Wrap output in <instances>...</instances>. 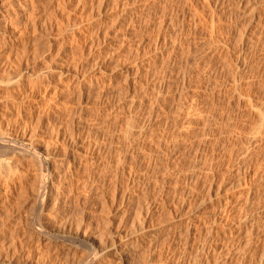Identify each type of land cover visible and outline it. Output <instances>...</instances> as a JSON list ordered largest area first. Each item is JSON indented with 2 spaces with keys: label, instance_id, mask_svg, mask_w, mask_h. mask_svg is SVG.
<instances>
[{
  "label": "rangeland",
  "instance_id": "374dc122",
  "mask_svg": "<svg viewBox=\"0 0 264 264\" xmlns=\"http://www.w3.org/2000/svg\"><path fill=\"white\" fill-rule=\"evenodd\" d=\"M89 1H91L93 3L94 0H85V1L80 0V3H79V0H72V1L67 0L65 3L58 6V0H50L49 4L47 5V7H48L47 10H48V16L50 18V22H51V19L53 18L52 19V23H53L52 26L53 27L51 26V28H50V31H52V33L49 32L52 35H50L48 32H45L44 29L39 27L40 29L38 28V32L37 31L34 32L33 35L31 32L30 40H29V44H28V45H30V49H32V47H33V49H35V52L33 51V49L31 51L29 49V47H27L26 51L27 52L29 50L31 51L30 54H29L30 51L27 53V54H29L28 56L25 53L26 51L23 53V54H25L26 57L21 56L22 53H20V55L18 54L19 57H17L18 56L17 54H16L17 56H15V55L13 56L16 59V61H18V62L20 61L19 60V58H20L22 61L21 62L22 65L24 63L26 64V65L25 64L23 65L24 66L23 69L27 68L29 71H31L30 72L31 74L27 75L28 78L30 76H31V78H29V79L27 78L28 80L27 79L25 80L26 84H24V85H26V87L23 86L21 89L16 90V92L13 91V89H11V90L10 89H0V92H1L0 97L1 98L5 97L6 100L9 99L8 102H11V99H13V101H16V99H15V98H17L16 96H18L19 94L21 95L25 92L27 94L28 91L31 90L30 88H32V90H34L36 94L40 95V97L36 100V102L44 104V103H46L45 100H48L49 98H51V94H53V92H55L57 89V91H60L61 95L53 97L49 101L48 106H47L48 109L46 108L47 110L45 108H40V109L33 108L31 110L33 113H35L34 115H36L35 116L36 119L34 121V127L37 126L36 120H37L38 114L43 115V114H45L44 112L47 111V112H49L48 115L51 116V118H50L51 120L49 119L50 121L48 120L47 123H44V124H47L48 127H46L47 126L46 125L45 128L43 126L39 129H37V132L39 134H36L34 136V138L32 139V141L35 142L34 144H36V145L38 144V147L41 149L43 148L42 150L46 151L47 148L51 149V150L49 149V152L50 151L51 152L50 153L48 152L49 156L45 157L47 159L46 165L50 166L51 168H53V165H57V166H55V168H53L54 171L55 172H62V170H60V168L58 169V167H59L58 164L61 163V161L63 163H65V161H66V157H64V156H66V154L65 155L63 154V152L61 150V148H62L61 144H59V143L56 144V143H54L55 141L53 142V140L52 141L50 140L51 139L50 130L52 129L51 126L53 125L54 129H62V131L65 130V134L69 135L70 131L72 129V126L70 125L72 123H70V122H73V120H78V119L81 120L82 119V121H83L82 124H83V126H84V124H86L85 125L86 129H85V127H82V128H84L83 131L85 133L83 132L84 135L82 134V136H81L82 139H81L80 144L78 146V147H80V150H79L80 152L77 151L78 152V153H76L77 156L80 157L81 154H84L83 151H85V150L87 151V146L90 144L89 141L94 142L95 140H97L96 138L99 135L100 136L98 137V140L101 138L100 140L103 141V139H104L103 144L105 146V149L107 148L106 151L104 150L101 155L100 154L98 155V158L100 160L103 159V161H105V156H106V160H107L112 155L113 156L111 158H115L117 153L123 152L122 154H127L128 153L127 151H129V149L131 150L130 147L132 145L133 151L132 150L129 151L130 154L128 153V155H127L128 157H126L127 158L126 166H127V168L130 166L131 167L133 166L132 173L130 175V181L131 182L133 181L135 186L133 188L132 187L127 188L126 182L124 183V181H125V178H124L123 179L124 181L121 180L122 183L120 182V188H119V190H116V193H115L116 198H114L113 197V195H114L113 190L114 189H112V186H111L112 184L110 181L103 179L104 177L102 174H104V173L102 170L100 172V169L96 168V167L95 168L92 167L93 168L92 170L89 169V166H86L88 169H86V168L82 169V167H81L80 168L81 170L79 169L80 173L78 174L77 177H74V176H70L71 178L69 177L70 181L73 179L72 183H74L73 185L75 186L73 189V192H67L68 191V189H67V190H65L66 191L64 193L65 195L62 192L60 193V196H62V197H61V202L58 205V208H57V205H56V207L53 208V206L56 202L55 200H54L55 202L52 201L53 203L50 201V203L48 204L49 208L47 206V211H45L44 213H42V215L39 216V211H37V207H32V206L30 207V204L32 205L33 203L22 205L23 207L20 209V211L18 210L19 212H17L15 214V222H16V220L19 222H16V223L14 222L13 224H15V226H11V224H10V226H7L9 228L12 227L11 228L12 230L8 228L10 230V232H9V230L6 229L7 230L6 231L7 237L0 239V247H1L0 249H2V250H0V255L2 256V257H0V264H26V263L27 264H31V263L32 264H39L38 263V260L40 258L39 255L42 256L43 254H47V253L49 254L48 257H50L49 260H51V262L54 259L52 262L53 264H61V263H63V264L74 263L75 264L77 262V260L79 259V256L84 252V250L82 249L83 246H81V244L79 243L80 242L79 240L86 241V239H87L86 242L88 244H91V242H92L95 245L96 244L98 245L101 241L109 239V242L107 240L109 245L105 244L106 246L108 245L109 247L108 246L106 247L104 245V246L100 247V249L98 250V252H99L100 250L103 249V252L101 251V253L98 255H102V254L104 255L105 254L104 256H106L103 258L102 264H107V263L113 264L110 261L111 260L110 254L113 255L115 253L113 250H116L117 248H120V247L123 248L124 253H129L126 256V258L129 255H131L132 252H135L134 250H137L135 252L137 262L139 261L137 259H140L141 254H142L141 256H145L148 253L150 255V258L152 259V261H153V259L155 262L157 261L156 264L159 263V261H162V262H160V264L161 263L171 264L172 263L171 260H174V259L176 260V258H169V256L172 255V252L175 251V253L178 252L177 257H178V255H184V254L187 255L185 257H181V262L185 263V259L188 258V255L191 254L190 249H188L187 245L183 241L179 242L181 238H179L176 235L175 236L170 235L171 237L169 236V239H167V236L169 235L168 233L171 232L170 234H172V233L174 234V231H176L177 226H179L180 223L185 222L186 220L188 221V219L194 218L196 220H198V219L201 220V219H212L215 217L218 218V217L223 216V213L219 210V207H222L223 204L225 205V203H227V202L231 205L235 204V203L242 202L244 195H245V192L249 188L248 185H246L245 183H244L245 186L242 185L243 180H241V182H242L241 186L236 185L235 187H231L230 185H227L226 183L228 181L236 180V169L238 167L237 163L240 161V158H241L240 154L242 151H244L248 147V145H246L247 144L246 142H248L247 139L252 137L255 134L253 132L256 130V127L261 124L260 122H258L260 124H257V120L259 121L261 119L259 113L264 109V24H262V23H264V19H262V18H264V13H263V11H264V0H262L263 3L261 2L262 3L261 5L259 3L260 0H258V1L257 0H205V1L204 0H200V1L199 0H181V3H180V0H156V1L155 0H149V1L148 0H140V2H138V1L135 2V0L134 1H132V0H129V1L128 0H117L116 1L115 0L116 3L114 2V4L110 3V2H113L114 0H110V2H108L109 4L107 3V5H109V6L106 5L107 7L106 6H105V8L103 7L104 10L102 8L101 12L102 11L103 12L101 13V15H99V16L97 15L96 17H94V15L92 13V9L95 5V2H97V0H95L93 4L90 3ZM118 1H120V2H118ZM141 1H143V2H141ZM196 1L199 2L200 4L197 3ZM132 2H134V3H132ZM191 2H192V4H191ZM201 2H202V4H201ZM130 3H131V5H130ZM193 3L195 6H193ZM248 3H250V4H248ZM1 4H0V6H1ZM91 4H92V6H91ZM127 4H129V5H127ZM198 4L200 7L198 6ZM116 5L119 7H117ZM124 5H126L128 7H126ZM196 6H198L200 9L202 7L204 8V9L203 8L201 9L202 13L200 12L201 14H203V12H204V15H200V13L198 14V12L196 10L198 9V11H200V9L199 8L195 9ZM41 7H42L41 10H42L43 9L42 4H41ZM124 10H126V11H124ZM137 10H139V11H137ZM42 11H41V13H44V10H42ZM145 11L147 12V15H146ZM157 11H158V13H157ZM196 12L199 15V19L197 18L198 16H197ZM148 14H149V16H148ZM162 14L167 19H172V17H173V18H175V22L177 21L175 23V30L173 33H170L169 31L167 32L164 29H162V30L159 29L158 23H159V20L161 19L160 17L163 16ZM195 14H196V16H194ZM261 15H262V17H261ZM40 16H43V15H40ZM259 16L261 17V19L259 18ZM198 20L203 21V22L198 23L197 22ZM54 21H55V23H57L58 26L61 23L62 31H60L59 28L57 29V27L54 24ZM70 24H72L73 26L72 25L70 26ZM196 24H197V27H195ZM64 25H66V26H64ZM98 25H99V28L97 27ZM65 27H66V29H64ZM217 27L219 30L217 29ZM261 27H262V29H261ZM56 30H59L60 32L56 31ZM95 30L96 31L99 30L100 34L101 33L104 34L107 32L105 35L101 34L102 36H104L105 40L102 39L103 37L100 35V38L103 40V42H105V43H102V40L100 39V43H99L100 46L96 43L99 40H97L95 42L93 41L94 44H93V42L91 44H88L91 42V40L96 39V38H94L95 34H96ZM91 31H92V33H91ZM93 31H94V33H93ZM56 32H57V34H56ZM73 34L75 37H73ZM90 34L94 35V36H91L94 39L90 40ZM136 34H138V35H136ZM47 35L50 36L49 38L52 42L50 45L47 44V40H46ZM130 35H131V37H130ZM158 35L166 36L165 39H167V40H166L165 44L163 43L164 45L162 44V46H161V43L156 42V43L160 44V46L156 45V43H155V41H157L156 39H157ZM33 36H35V37H33ZM143 36H144V39H143ZM72 37H73V39H72ZM84 37L86 40L84 39ZM31 38L32 39L34 38L35 40L38 39V40L34 41V39L32 40ZM68 38H71L73 41H71ZM140 38H141V40L143 39V41H145V42L142 43ZM122 39L124 40V42ZM137 40L138 41L140 40L141 43L138 42ZM122 42H123V44H122ZM137 43H140V44H137ZM87 44L89 46H91L93 44V46L88 47ZM96 44H97L99 49L97 47H94ZM143 44H145V45L143 46ZM137 45H139V46H137ZM154 45H156V46H154ZM208 45L209 46L211 45V47H212L210 50H209V48L207 49ZM82 47L83 48L86 47V48L83 49ZM244 47H245L246 53L248 55V57L246 59V65L247 66L239 69L236 67L237 65L235 63V57H236V55H238V53H237L238 50H240V48H244ZM89 49H91V51ZM161 49H163V50H161ZM110 50H111V52H110ZM113 50L115 51L114 53L112 52ZM135 50H137L136 53H135ZM149 50H151V51H149ZM218 50H220L221 52L218 53ZM172 51H174V52H172ZM132 52H134L136 55H137V53H139V54L137 56H135ZM107 55H108V57H107ZM208 55H210V57ZM28 57L30 59L29 62H28V60H26V59H28ZM98 58L102 59V62L100 63V65H98L99 63L97 62ZM95 60H96V63H98L97 65L95 64ZM206 60H207V63H205ZM76 64H78L77 67H81V65H82L84 67L83 70L84 69L87 70V71L84 70V72H85L84 76H87L86 78H88L86 80H89V78H92L91 86L89 88L86 87L85 88V90L87 89L86 91L83 90V92H82L83 97L81 99L80 98L78 99V97H76L77 95L76 96L73 95V97H72V92H76V93L78 92V89L75 88L76 82H74V80L76 79V76H75L76 75L75 74L76 69H77V67H75ZM94 64H95V66H94ZM140 64H141V66H140ZM150 64H151V67L153 66V69L148 71V73H149L148 74L147 73V66ZM142 65H144V66H142ZM116 67H117V69H116ZM125 67H127V68L131 67L132 70H133V68L134 69L137 67L140 68V72L136 75V77L131 75L130 78L128 79V81L131 80L130 84H132V86L137 87L138 89H140L142 85H145L146 88H149L153 85V83H155L157 81L160 82V85L162 84L160 87V90H161L160 99H161L162 103L160 102V105L163 106V109L164 108L166 109V111L164 110L165 112L163 114H162L163 111L160 112L162 115H160L159 113H158L159 114L158 116H156V114L154 115V118L152 120V124L148 127L149 130L146 129V131L148 133L150 132V134H148L146 132L147 134H146V136H144L145 138L138 137V142L136 140V137L135 138L133 137L134 140H132V141H134L133 142L134 144L131 143L132 142L131 140H130L131 144L128 142L125 143L126 141L121 139V136H122L121 133H123V131H121V133H120V131L118 130L120 126H121L120 129H122V127L124 126L123 124H126V122H127L126 119L128 120L130 118L129 116L133 117V115H131L132 113L129 110V107L127 105L130 103V100H131V99H129V98H131V96L129 95L130 93H128L127 95L124 94L125 96L123 95L122 98L119 99L120 98L119 92H121V90H124L126 88V85L128 84V81H124V79H123V78H126V76H127V72H126L127 68H125ZM143 71L145 72L144 75H143V73H144ZM129 72L131 73V70ZM234 73H236V74H234ZM123 74H125V76ZM137 76L140 77L139 80H137V78H138ZM37 77L41 81L43 79L44 83L42 81L40 83V85H38V84L36 85L37 82L39 83V80H35V79H37ZM147 77H148L149 81H148ZM134 78H136V80ZM144 78H146L148 82L144 81V80H146ZM30 79L32 81L34 80V82L32 83V81ZM27 81L28 82L31 81V82L28 83ZM144 82H145V84H143ZM148 83H150V84H148ZM45 84H46V86H45ZM181 84H182V86H181ZM44 87H46V88L48 87V88L46 89ZM99 89L102 91L101 92L102 94L100 93ZM9 90L13 91V92H9ZM72 90H74V91H72ZM3 92H6V93H3ZM12 93H15V94H12ZM139 93H142V91H139ZM1 94H3L4 96ZM9 94H12V96ZM26 94H23V95H26ZM5 95H9V97L7 98V96H5ZM13 95L15 98H13ZM66 95H68V96L66 97ZM149 95H150V97H147L148 99L152 97L151 93ZM119 100H120V102H119ZM59 104H60V106H59ZM50 105H51V107H50ZM24 106H26L29 109L28 103H26ZM192 106H194V107H192ZM52 108H53V110H52ZM122 108L124 111L121 110V112H122L121 113L119 110ZM49 109H51V110H49ZM56 109H57V111H56ZM116 109L119 112L116 111ZM47 112H46V114H47ZM78 112H80V115H75V113L77 114ZM175 112H176V114H175ZM172 114H175V115H172ZM185 114H186V116H185ZM69 115L70 116L73 115V116L70 117ZM67 117H68V119H67ZM73 117H74V119H73ZM257 117H258V119H257ZM57 118H59V119H57ZM64 118H65V120H64ZM100 118L103 120H101ZM122 118L123 119L125 118V119L123 120ZM104 120L106 121V124H107L106 127L104 126L105 125ZM191 120H192V122H191ZM99 121H100V123H99ZM102 121H103V123H102ZM200 121H202V122H200ZM209 121H211V122H209ZM58 122H59V124H58ZM173 123H175L176 126ZM180 123H182V124H180ZM255 123L257 124L256 127H254ZM109 124H112L114 127L109 125ZM117 124H118V126H117ZM186 124H188V125H186ZM97 125H98V127H97ZM99 125L103 128L99 127ZM109 126H111V127L108 128ZM136 127H135L136 130L133 129L135 132L138 131V129H139L138 126H136ZM68 128L70 129V131ZM87 128L90 130V131L88 130V133H86ZM106 128H108V130ZM102 129H103V131H102ZM104 129H106V130L104 131ZM217 130H219V132H217ZM68 131H69V133H68ZM106 131L108 133H106ZM212 131H213V133H212ZM257 131H258V129L255 132L257 133ZM46 132L47 133L49 132V133L47 134ZM97 132H98V134H97ZM99 132L101 134L106 133L105 134L106 136L103 134L101 136V134H99ZM151 132L152 133L156 132V133L151 134ZM40 133H43V135H40ZM109 133H112V134L109 135ZM250 133L253 135H251ZM107 134L110 136V138H111L110 140H109V136ZM49 135H50V137H49ZM87 135H88V137H86ZM148 135H150L151 137L150 136L147 137ZM104 136L108 139H106ZM166 136H168V137H166ZM48 138H50V139L48 140ZM117 138L119 140H117ZM157 140H160V142ZM213 140H215V141H213ZM217 140H218V142H217ZM50 141L53 144H56V146L51 144ZM142 142H143V145H147V146L151 143L150 147L146 146L147 148L145 147V149L143 150V146L141 145ZM163 142H164V144H163ZM145 143H147V144H145ZM48 144H49V146H47ZM85 144H87V145H85ZM214 144H216L217 146ZM139 145H141L142 147ZM213 145L216 147L215 149H214ZM40 146H42V147H40ZM107 146H109V147H107ZM153 146H155V147H153ZM52 147H54L55 149ZM140 147L142 150L140 149ZM159 147H160V149H159ZM209 147H210V153H211V151H213V153H211V154L214 155V157H216V158H214V157L209 156L212 160L209 157L208 158L205 157V155L206 156L211 155V154H208L209 152L207 151V149H209ZM217 147H219V148L217 149ZM244 147H245V149H244ZM109 149L112 152H115V151L116 152L115 153H112L111 151L109 152ZM125 149H127L126 152H124ZM157 149L159 152L157 151ZM241 149H242V151L240 152ZM74 150H76V149H74ZM138 150H140V151H138ZM204 150H206V151H204ZM231 150H232V152H231ZM136 151H137V153H136ZM131 152H133V154ZM253 152H254V156H257V157H255L256 159L253 157L254 159L252 158L253 160H251V162L254 165L249 162L250 164H252V167L250 165V176L251 177H252L251 174L254 172L256 173L257 171H259V172L264 171V170L263 171L261 170L262 167L260 168V164H261V166L262 165L264 166V147H261V149L259 148ZM48 153H47V155H48ZM109 153L110 154L112 153V154L110 155ZM204 153H206V154L204 156H201ZM62 155H64V156H62ZM129 155H131V156H129ZM133 155H135V156H133ZM87 156H89V155H87ZM91 157L92 158L96 157V155L91 156ZM237 157L238 158L240 157V158L238 159ZM48 158H50V159H48ZM205 159H206V161H205ZM134 160H135V162H134ZM260 161H261V163H260ZM77 162H75V163H77ZM203 162L206 164H204ZM131 163H132V165H131ZM198 163H199V165H198ZM202 164L206 165V167L201 166L203 170L200 167H198ZM226 164H228V167H230V165L232 166V164H233L234 169L236 168L235 170L233 169V175L232 176H229L230 174L228 173V169H230V168L226 167L227 166ZM146 165H147V167H146ZM63 166H64V164H63ZM195 166H196V168H195ZM233 166L231 168H233ZM252 168H253V170H252ZM53 169H51V170L53 171ZM84 169L87 172H84L82 174V171H84ZM56 170H58V171H56ZM181 170H183V171H181ZM224 170H225V172H224ZM226 170H227V173H226ZM90 172H91V174H90ZM98 172H100V173H98ZM212 173H213V175H212ZM223 173H224V175H222ZM87 174H89V175H87ZM219 174H220V176H219ZM214 176H215L214 180H216V182L213 181V183H212V179H210V178L211 177L213 178ZM221 176L222 177L225 176V177H223V181H222ZM216 177H217V179H216ZM63 178H57L55 183L56 182L59 183L60 181H63V180L65 181L66 178L65 179H63ZM82 179H84V180H82ZM78 180L80 182H78ZM70 181H68V180L65 181V183H67V184H64L65 186L63 185V187L68 188L67 186L69 185V183H71ZM83 181L84 182L87 181L85 183L86 185L83 183ZM103 182H104V184H103ZM81 183H82V185H81ZM161 183H163L164 185ZM211 183L215 186V189L208 190L209 189L208 187L210 186ZM224 183H225L226 187L224 186ZM124 184H125V187H124ZM253 184H254V182H253ZM85 186H87V187H85ZM218 186L220 187V189L218 188ZM98 187L99 188L101 187L102 189L101 188L99 189ZM87 189L88 190L90 189V190L88 191ZM126 189H128V190L126 191ZM205 189H206V191H205ZM108 190H109V192H108ZM95 193H96V195H95ZM132 193H133V195H135L134 196L135 198L132 196ZM85 194L88 196L87 199H86ZM91 194H93V195H91ZM124 194H125V196H124ZM145 194H147V195H145ZM128 195L129 196L131 195L132 197L129 199V198H127ZM72 196H75V197H73V200L71 202H69V199L72 198ZM93 196H94V199L92 198ZM101 196H103L102 197L103 199H101ZM75 198H78L76 201H78V200L79 201L74 202ZM82 198H84V199H82ZM88 198L91 200L89 201ZM112 198L114 199L115 202L113 201ZM153 198H154V200H153ZM63 199H65V200H63ZM85 199H86V201H85V206H84L83 202ZM99 199H101V201ZM146 199L148 201H145ZM178 199H180V200H178ZM82 200H83V202H82ZM94 200H96L97 202H94ZM88 201H89V203H87ZM167 201L169 202L168 204H167ZM177 201H179L178 205L176 204V203H178ZM105 202L108 203V205H106ZM112 202H114V203H112ZM80 204L83 206L80 207L81 206ZM142 204L144 205L143 210L141 209ZM174 205H175V207H174ZM67 206L69 208H67ZM77 207H79V208H77ZM175 208H177V209H175ZM57 209H59V211ZM138 209H140V211ZM135 210L136 211L138 210V211L135 212ZM148 210H150V211L148 212ZM51 211H53V212H51ZM186 211H187V214L185 213ZM138 212L139 213L144 212V213H142V215L140 214L141 216H143V214H144V216H143L144 218L140 216L141 220L139 221L140 224H142V226L140 225V227H143L142 231L139 227V222L137 223ZM147 212H148V214H147L148 216H146ZM171 212H172V214H171ZM135 214H136V216H135ZM184 215H185V217H184ZM41 216H42V218H40ZM135 217H137V219ZM34 218H35V220L37 218L41 219L42 224L48 226V228L51 232L54 231V234L57 233L56 236L60 237V238L59 237L57 238L58 240L55 239L53 242V245L54 246L56 245L57 247L56 246L55 247L57 249L54 247V249L47 251L46 245L45 246H44V244L40 245V243H42L43 241L45 242V239H44L45 237L44 236H38V234H36L33 231L32 226L34 223L33 221H35ZM142 218H143V221H142ZM145 218H146V220H145ZM131 219L136 221V222L132 221ZM0 220H1V218H0ZM23 221H25V222L23 223ZM101 221L102 222L104 221L103 224ZM106 221H107V223H105ZM164 221H166V222H164ZM26 222H27V224H25ZM94 222H96V223H94ZM63 223H64V225H63ZM80 223H81V225H80ZM98 223H100V224H98ZM134 223H135V225L138 224L137 229H139V232L141 231L140 234L137 231V229H136V231H132V232H134V235L131 232V230H132L131 225H133V227H134ZM159 223H161V224H159ZM16 224L18 225L17 228L19 227V229L16 228ZM106 224H108V225L105 229L103 225H106ZM96 226L99 228H97ZM1 227H3V226H0V230H2ZM63 227H65V229ZM166 227H167V229H166ZM228 227L229 226L224 227V229H226ZM21 228H25V229H22L23 231H21ZM69 228H70V230H69ZM73 228H74V230H73ZM75 228L77 231L75 230ZM107 228H109V229L107 230ZM219 228L222 229L221 226H219ZM13 229L18 230V234H19L17 236L18 240L13 242L14 244L10 240L11 235H9L10 233H15V231ZM101 229H102L101 233H100V231H96V230H101ZM263 229H264V226H263V228L261 227V231ZM19 230L21 231V234H20ZM115 231H116V234H115ZM261 231L259 228V230H257V232L255 233L256 238L254 237L255 241L252 242V246L254 247L253 249H256L257 245L259 244V242H257V241H260V239L258 240L257 238L263 237L262 235H264V230H263V232H262L263 234L260 236ZM75 232H77L76 233L77 235L75 234ZM102 232L105 235H107V239H105L106 236ZM109 232H110V234H113V235L108 236ZM136 232H138V233H136ZM83 233H85V234L83 235ZM130 233H131V235H130ZM30 234L33 237L32 236L29 237ZM96 234L98 235L99 238L103 234V236H105V238L102 236L100 238V240L101 239H103V240L100 241L99 238L96 236ZM155 235H157V237ZM22 236H23V238H21ZM163 236L166 237V239L161 238ZM67 237H69V238H67ZM95 237H97V238H95ZM147 237H149L150 239ZM65 238L67 240L70 239L69 240L70 242L67 240L64 241ZM110 238H112V239H110ZM157 238H159V241L161 240L162 242H163V239L166 240V242L163 243L164 246L161 244H158V243H162V242H159L157 240ZM5 239H7V240H5ZM71 239H73L74 241ZM96 239L99 242L96 241ZM136 239H139V244H141L144 241L145 242H144V244L142 243L141 247L133 249V250H129L130 249L129 247H131L129 244L131 242L133 243ZM20 240H22V241H20ZM115 240H116V242L113 245L114 247L113 246L110 247V245ZM152 240H154V241H152ZM37 241H39V243H37ZM110 241H112V242L110 243ZM28 242L30 245L28 244ZM25 243L28 244L29 246L26 245ZM35 243H37V244H35ZM155 243L158 244L157 247H156ZM32 244H34V246ZM148 244L149 245L151 244L150 246H152V247L148 246ZM159 245H161V246H159ZM42 246H44V247H42ZM115 246H116V248H115ZM143 246H144V248H143ZM124 247H126V249ZM153 247H154V249L156 248V250L153 251L154 254L152 252ZM176 247L178 249H176ZM143 249H146V251L148 250L147 253L143 252ZM166 249H168V250H166ZM184 249H186V251H187L186 253H183V252H185ZM81 250H82V253H81ZM149 250H151V251H149ZM158 250H160V251H158ZM188 250H189V252H188ZM138 251H140V252H138ZM155 251H157V252L155 253ZM104 252H106V253H104ZM161 252H162V254H161ZM181 252H182V254H181ZM65 253H66V255H65ZM137 253L138 254L141 253V254L137 255ZM188 253H190V254H188ZM70 254H72V255H70ZM152 254L154 255V257L152 256ZM37 256H38V258H37ZM74 256H76V257H74ZM135 256L133 253L128 258L130 259L132 257L131 259H133ZM48 257H47V259H48ZM157 257H159V258H157ZM228 257H229L228 260H230L232 262V264H239L238 261H239L240 255H235V256L229 255ZM43 258H46V257H43ZM51 258H53V259H51ZM61 259H62V261L60 262L59 260H61ZM129 259L127 261V264H135L134 262H136V261L134 259H133L134 260L133 262L130 259L131 263H130ZM158 259H160V260H158ZM51 262H50V264H52ZM155 262H153V263L151 262L150 264H155ZM231 262H230V264H231ZM248 262H250V263H248ZM248 262H247V264H257L256 260H250ZM137 264H139V263H137ZM221 264H223V263H221Z\"/></svg>",
  "mask_w": 264,
  "mask_h": 264
},
{
  "label": "bare ground",
  "instance_id": "6f19581e",
  "mask_svg": "<svg viewBox=\"0 0 264 264\" xmlns=\"http://www.w3.org/2000/svg\"><path fill=\"white\" fill-rule=\"evenodd\" d=\"M67 0H58V6H60L61 4H63V3H65ZM72 1V0H71ZM85 1V0H84ZM95 1V0H94ZM94 1H93V3H94ZM117 1V0H116ZM129 1V0H128ZM132 1H134V0H132ZM136 1H138V2H140V0H135V2ZM149 1V0H148ZM156 1V0H155ZM200 1V0H199ZM205 1V0H204ZM258 1V0H257ZM49 2H50V0H0V4H1V6H0V89H13V91H15L16 92V90H19V89H21L23 86H25L26 87V85H24V84H26L25 83V80L28 78L27 77V75H30L31 73V71H29L27 68L26 69H23L24 68V64L22 65V61H21V59L19 58V62L18 61H16V59L13 57L14 55L15 56H17L18 54L20 55V53H24L25 51H26V48L27 47H29V49H30V45H28L29 44V40H30V35H31V32H32V35H33V33L34 32H38V28L39 27H41L42 29H44L45 30V32H50V33H52V31H50V28H51V26L53 25V23H52V19H51V22H50V18H49V16H48V10H47V5L49 4ZM90 3H92L91 1H89ZM108 2H110V0H97V2H95V5H94V7H93V9H92V13H93V15H94V17H96L97 15L99 16V15H101V13L103 12H101V10H102V8L104 7L105 8V6L107 5V3ZM114 2H115V0L113 1V2H110V3H113L114 4ZM118 2H120V1H118ZM141 2H143V1H141ZM147 2V1H146ZM171 2V1H170ZM177 2V1H176ZM188 2V1H187ZM197 2V1H196ZM217 2V1H216ZM241 2V1H240ZM256 2V1H255ZM263 3V1L262 0H260V5ZM79 3H80V0H79ZM78 3V4H79ZM86 3V2H85ZM92 3V4H93ZM116 3V2H115ZM132 3H134V2H132ZM180 3H181V0H180ZM197 3H199V2H197ZM41 4L43 5V9L42 10H44V13H41ZM55 4V3H54ZM87 4V3H86ZM92 4H91V6H92ZM109 4V3H108ZM120 4V3H119ZM167 4V3H166ZM191 4H192V2H191ZM200 4V3H199ZM199 4H198V6H199ZM201 4H202V2H201ZM248 4H250V3H248ZM256 4V3H255ZM111 5V4H110ZM118 5V4H117ZM116 5V6H117ZM127 5H129V4H127ZM130 5H131V3H130ZM153 5V4H152ZM216 5V4H215ZM222 5V4H221ZM237 5V4H236ZM240 5V4H239ZM89 6V5H88ZM107 6H109V5H107ZM106 6V7H107ZM121 6V5H120ZM124 6H126V5H124ZM123 6V7H124ZM155 6V5H154ZM193 6H195L194 5V3H193ZM198 6H196V8L195 9H197V8H199ZM202 6V5H201ZM117 7H119V6H117ZM122 7V8H123ZM126 7H128V6H126ZM159 7V6H158ZM167 7V6H166ZM238 7V6H237ZM104 8H103V10H104ZM153 8V7H152ZM172 8V7H171ZM203 8V7H202ZM201 8V9H202ZM213 8V7H212ZM121 9V8H120ZM127 9V8H126ZM138 9V8H137ZM141 9V8H140ZM143 9V8H142ZM165 9V8H164ZM163 9V10H164ZM173 9V8H172ZM176 9V8H175ZM200 9V8H199ZM201 9H200V11H198V9L196 10L197 12H198V14L201 12L202 13V11H201ZM204 9V8H203ZM243 9V8H242ZM174 10V9H173ZM207 10V9H206ZM253 10V9H252ZM124 11H126V10H124ZM136 11V10H135ZM137 11H139V10H137ZM171 11V10H170ZM175 11V10H174ZM185 11V10H184ZM213 11V10H212ZM43 12V11H42ZM146 12V11H145ZM197 12H196V14H197ZM210 12V11H209ZM259 12V11H258ZM86 13V12H85ZM149 13V12H148ZM153 13V12H152ZM157 13H158V11H157ZM200 13V15H204V12H203V14H201ZM263 13H264V11H263ZM173 14V13H172ZM196 14L194 15V16H196ZM197 14V18L199 19V15ZM252 14V13H251ZM40 15H43V16H40ZM144 15V14H143ZM146 15H147V12H146ZM163 15V14H162ZM167 15V14H166ZM263 15V14H262ZM262 15H261V17H262ZM148 16H149V14H148ZM177 16V15H176ZM261 17L259 16V18L261 19ZM91 18V17H90ZM135 18V17H134ZM161 18V19H160ZM159 19V23H158V27H159V29L160 30H162V29H164L165 31H169L170 33H173L174 32V30H175V23L177 22H175V18H173L172 17V19H167L164 15L162 16V17H160ZM177 18V17H176ZM203 18V17H202ZM201 18V19H202ZM194 19V18H193ZM212 19V18H211ZM210 19V20H211ZM262 19H264V18H262ZM58 20V19H57ZM197 20V19H196ZM203 20V19H202ZM206 20V19H205ZM192 21V20H191ZM213 21V20H212ZM251 21V20H250ZM58 22V21H57ZM75 22V21H74ZM78 22V21H77ZM93 22V21H92ZM188 22V21H187ZM198 23L199 22H203V21H197ZM221 22V21H220ZM262 22V21H261ZM52 23V24H51ZM182 23V22H181ZM54 24H55V26L57 27V29L59 28V30L60 31H62V29H61V23H60V27L57 25V23H55V21H54ZM189 24V23H188ZM262 24H264V23H262ZM68 25V24H67ZM72 24H70V26H71ZM91 25V24H90ZM260 25V24H259ZM63 26V25H62ZM64 26H66V25H64ZM73 26V25H72ZM95 26V25H94ZM199 26V25H198ZM217 26V25H216ZM53 27V26H52ZM55 27V28H56ZM69 27V26H68ZM98 28H99V25L97 26ZM195 27H197V24H196V26ZM213 27V26H212ZM63 28V27H62ZM76 28V27H75ZM225 28V27H224ZM223 28V29H224ZM40 29V28H39ZM64 29H66V27L64 28ZM210 29V28H209ZM217 29H218V27H217ZM260 29V28H259ZM261 29H262V27H261ZM43 30V31H44ZM52 30V29H51ZM59 30H56V31H59ZM97 30V29H96ZM95 30V31H96ZM100 30V29H99ZM99 30L98 31H96L95 33V37L94 38H96L95 40H91V39H94V38H92L91 36H94V35H92V34H90V40H91V42L90 43H88V44H91L93 41L95 42V41H97V40H99V41H97L96 43L99 45V43H100V35L102 34V35H105L106 33H99ZM219 30V29H218ZM231 30V29H230ZM242 30V29H241ZM55 31V30H54ZM53 31V32H54ZM59 31V32H60ZM67 31V30H66ZM261 31V30H260ZM65 32V31H64ZM49 33V34H50ZM62 33V32H61ZM71 33V32H70ZM91 33H92V31H91ZM93 33H94V31H93ZM244 33V32H243ZM56 34H57V32H56ZM226 34V33H225ZM233 34V33H232ZM50 35H52V34H50ZM54 35V34H53ZM76 35V34H75ZM79 35V34H78ZM101 35V36H102ZM136 35H138V34H136ZM172 35V34H171ZM174 35V34H173ZM255 35V34H254ZM60 36V35H59ZM83 36V35H82ZM115 36V35H114ZM128 36V35H127ZM33 37H35V36H33ZM37 37V36H36ZM50 36L49 35H47V44H51L52 42H51V40H50V38H49ZM54 37V36H53ZM73 37H75L74 36V34H73ZM73 37H72V39H73ZM103 38L102 39H104V36H102ZM106 37V36H105ZM130 37H131V35H130ZM137 37V36H136ZM142 37V36H141ZM236 37V36H235ZM67 38V37H66ZM124 38V37H123ZM139 38V37H138ZM166 38V36H162V35H158L157 36V41H155V43L156 42H158V43H161V46H162V44L164 43L165 44V42H166V40L167 39H165ZM260 38V37H259ZM32 39V38H31ZM34 39V38H33ZM32 39V40H33ZM68 39H70L71 41H73L71 38H68ZM84 39H85V37H84ZM101 39V40H102ZM143 39H144V36H143ZM143 39L141 40V38H140V40H141V42L142 43H144L145 41H143ZM146 39V38H145ZM255 39V38H254ZM38 40V39H37ZM37 40H35L34 39V41H37ZM64 40V39H63ZM86 40V39H85ZM84 40V41H85ZM105 40V39H104ZM123 40V39H122ZM140 40L138 41V42H140ZM155 40V39H154ZM69 41V40H68ZM132 41V40H131ZM64 42V41H63ZM87 42V41H86ZM94 42H93V44H94ZM123 42H124V40H123ZM123 42H122V44H123ZM140 42V43H141ZM148 42V41H147ZM146 42V43H147ZM68 43V42H67ZM102 43H105V42H103V40H102ZM140 43H137V44H140ZM158 43H156V45H159L160 46V44H158ZM70 44V43H69ZM87 44V45H88ZM93 44L91 45V46H93ZM97 44L94 46V47H97L98 48V46H97ZM113 44V43H112ZM121 44V45H122ZM163 44V45H164ZM102 45V44H101ZM116 45V44H115ZM145 44H143V46H144ZM156 45H154V46H156ZM172 45V44H171ZM85 46V45H84ZM91 46H89L88 45V47H91ZM100 46V45H99ZM111 46V45H110ZM137 46H139V45H137ZM142 46V45H141ZM140 46V47H141ZM32 47V46H31ZM93 47V48H94ZM112 47V46H111ZM114 47V46H113ZM35 48V47H34ZM83 48V47H82ZM86 47H84L83 49H85ZM160 48V47H159ZM162 48V47H161ZM191 48V47H190ZM209 48V50L212 48L211 47V45L209 46H207V49ZM32 49H33V47H32ZM32 49H30L31 51H32ZM99 49V48H98ZM133 49V48H132ZM144 49V48H143ZM174 49V48H173ZM187 49V48H186ZM28 50V49H27ZM29 50V51H30ZM88 50V49H87ZM90 51H91V49H89ZM95 50V49H94ZM93 50V51H94ZM116 50V49H115ZM152 50V49H151ZM151 50H149V51H151ZM161 50H163V49H161ZM193 50V49H192ZM197 50V49H196ZM23 51V52H22ZM28 51V52H29ZM31 51L29 52V54L31 53ZM33 51L35 52V49H33ZM92 51V52H93ZM100 51V50H99ZM148 51V50H147ZM175 51V50H174ZM174 51H172V52H174ZM177 51V50H176ZM179 51V50H178ZM213 51V50H212ZM19 52V53H18ZM27 51L25 52L26 53V55L28 56L29 54H27L28 53ZM84 52V51H83ZM97 52V51H96ZM110 52H111V50H110ZM113 53L115 52L114 50L112 51ZM130 52V51H129ZM128 52V53H129ZM137 52V50H135V53ZM181 52V51H180ZM215 52V51H214ZM219 52H221L220 50H218V53ZM112 53V54H113ZM135 56H137L139 53H137V55L134 53V52H132ZM156 53V52H155ZM238 55H236V57H235V63H236V67L237 68H243V67H245V66H247L246 65V59H247V57H248V55H247V53H246V49H245V47L244 48H240V50H238ZM17 54V55H16ZM21 54V56H25V54H23L22 55ZM110 54V53H109ZM131 54V53H130ZM132 54V55H133ZM144 54V53H143ZM176 54V53H175ZM187 54V53H186ZM193 54V53H192ZM19 55L17 56V57H19ZM59 55V54H58ZM133 55V56H134ZM188 55V54H187ZM97 56V55H96ZM111 56V55H110ZM178 56V55H177ZM209 57H210V55H208ZM26 57V56H25ZM31 57V56H30ZM107 57H108V55H107ZM128 57V56H127ZM155 57V56H154ZM159 57V56H158ZM163 57V56H162ZM181 57V56H180ZM212 57V56H211ZM97 58V57H96ZM134 58V57H133ZM201 58V57H200ZM135 59V58H134ZM155 59V58H154ZM157 59V58H156ZM229 59V58H228ZM26 60H28V62H29V57H28V59H26ZM128 60V59H127ZM160 60V59H159ZM186 60V59H185ZM209 60V59H208ZM214 60V59H213ZM122 61V60H121ZM138 61V60H137ZM233 61V60H232ZM231 61V62H232ZM18 62V63H17ZM98 63H96V60H95V64L97 65H100V63L102 62V59H99L98 58V61H97ZM126 62V61H125ZM149 62V61H148ZM178 62V61H177ZM134 63V62H133ZM132 63V64H133ZM151 63V62H150ZM182 63V62H181ZM205 63H207V60H206V62ZM228 63V62H227ZM95 64H94V66H95ZM135 64V63H134ZM153 64V63H152ZM187 64V63H186ZM26 65V64H25ZM29 65V64H28ZM27 65V66H28ZM31 65V64H30ZM173 65V64H172ZM198 65V64H197ZM207 65V64H206ZM218 65V64H217ZM216 65V66H217ZM232 65V64H231ZM235 65V64H234ZM78 66V64H76L75 65V67H77ZM140 66H141V64H140ZM142 66H144V65H142ZM186 66V65H185ZM191 66V65H190ZM229 66V65H228ZM227 66V67H228ZM74 67V66H73ZM74 67V68H75ZM160 67V66H159ZM213 67V66H212ZM232 67V66H231ZM259 67V66H258ZM83 66L81 65V67H77V69H76V79L74 80V82H76V84H75V88L76 89H78V94L76 93V92H72V97H73V95H77L76 97H78V99L80 98H82L83 97V94H82V92H83V90H85V88L87 87V88H89L90 86H91V84H92V78H89V80H86V79H88V78H86L87 76H84L85 75V72H84V70H86V69H84L83 70ZM125 68H127V67H125ZM155 68V67H154ZM205 68V67H204ZM116 69H117V67H116ZM153 69V66L151 67V64L150 65H148L147 66V73H148V71H150V70H152ZM186 69V68H185ZM191 69V68H190ZM211 69V68H210ZM64 70V69H63ZM131 70V73L129 72ZM206 70V69H205ZM226 70V69H225ZM243 70V69H242ZM251 70V69H250ZM87 71V70H86ZM100 71V70H99ZM193 71V70H192ZM209 71V70H208ZM230 71V70H229ZM126 72H127V76H126V78H123L124 79V81H128V79L130 78V76L131 75H133V76H135L136 77V75L140 72V68L139 67H137V68H133V70H132V68L131 67H129V68H127V70H126ZM125 72V73H126ZM142 72V71H141ZM144 72V71H143ZM217 72V71H216ZM226 72V71H225ZM235 72V71H234ZM254 72V71H253ZM124 73V72H123ZM146 73V74H147ZM189 73V72H188ZM196 73V72H195ZM239 73V72H238ZM130 74V75H129ZM142 74V73H141ZM145 74V72L143 73V75ZM149 74V73H148ZM152 74V73H151ZM175 74V73H174ZM215 74V73H214ZM234 74H236V73H234ZM233 74V75H234ZM82 75V76H81ZM124 76H125V74H123ZM198 75V74H197ZM196 75V76H197ZM63 76V75H62ZM249 76V75H248ZM33 77V76H32ZM45 77V76H44ZM138 77V76H137ZM199 77V76H198ZM223 77V76H222ZM229 77V76H228ZM234 77V76H233ZM29 78H31V76L29 77ZM28 78V79H29ZM83 78V79H82ZM157 78V77H156ZM197 78V77H196ZM27 79V80H28ZM46 79V78H45ZM72 79V78H71ZM135 80H136V78H134ZM140 79V77H138L137 78V80H139ZM143 79V78H142ZM144 79H146V78H144ZM147 79H148V77H147ZM147 79L146 80H144V81H147ZM199 79V78H198ZM202 79V78H201ZM235 79V78H234ZM248 79V78H247ZM31 80V79H30ZM35 80H39L38 79V77H37V79H35ZM32 81V80H31ZM31 81H29V82H31ZM42 81H43V79H42ZM41 80H39V83L37 82H35L36 83V85L38 84V85H40V83L42 82ZM47 81V80H46ZM131 81V80H130ZM130 81H128V86L126 85V88L124 89V90H121V92H119V96H120V98L119 99H121L122 98V96L124 95V94H128V93H130L129 95L131 96V98H129V99H131L130 100V105L129 104H127L128 105V107H129V110L131 111V115H133V117L132 116H129L130 118L127 120L126 119V124H123L124 126L122 127V129H120V127H119V131H120V133H121V131H123V133H121L122 134V136H121V139H123L124 141H126L125 143H130V140L132 141V140H134V138L136 137V140H137V142H138V137H143V138H145L144 136H146V134L148 133L147 131H146V129H148V127L152 124V120H153V118H154V115L156 114V116H158L159 114L160 115H162L165 111H166V109L164 108L163 109V106L162 105H160V102H161V99H160V94H161V90H160V87H161V85H160V82L159 81H157V82H155V83H153V85L151 86V87H149V88H146L145 87V85H142L141 86V88L140 89H138L137 87H135V86H132V84H130ZM141 81V80H140ZM139 81V82H140ZM148 81H149V79H148ZM147 81V82H148ZM156 81V80H155ZM209 81V80H208ZM212 81V80H211ZM229 81V80H228ZM247 81V80H246ZM28 82V81H27ZM28 82V83H29ZM34 82V80L32 81V83ZM135 82V81H134ZM138 82V83H139ZM143 82V81H142ZM141 82V83H142ZM184 82V81H183ZM27 83V84H28ZM34 83V84H35ZM43 83H44V81H43ZM50 83V82H49ZM162 83V82H161ZM31 84V83H30ZM73 84V83H72ZM143 84H145V82L143 83ZM148 84H150V83H148ZM147 84V85H148ZM164 84V83H163ZM186 84V83H185ZM191 84V83H190ZM229 84V83H228ZM231 84V83H230ZM33 85V84H32ZM180 85V84H179ZM242 85V84H241ZM45 86H46V84H45ZM71 86V85H70ZM181 86H182V84H181ZM184 86V85H183ZM197 86V85H196ZM199 86V85H198ZM229 86V85H228ZM232 86V85H231ZM236 86V85H235ZM240 86V85H239ZM104 87V86H103ZM143 87V88H142ZM172 87V86H171ZM205 87V86H204ZM246 87V86H245ZM44 88H46V87H44ZM48 88V87H47ZM46 88V89H47ZM93 88V87H92ZM102 88V87H101ZM243 88V87H242ZM251 88V87H250ZM31 90L30 91H28V93L26 94V92L25 93H23V94H26V95H23V94H19L18 96H16L17 98H15L14 97V95H13V98H15L16 99V101H13V99H11V102H8V100L9 99H5V97H0V218H1V220H0V226H3V227H1V229L2 230H0V239H3V238H5V237H7V234H6V229H8L9 227H7V226H10V224H11V226H15V224H13L14 222H15V214L17 213V212H19L20 211V209L23 207L22 205H24V204H29V203H33L32 205L30 204V207L32 206V207H37V211H39V216L40 215H42V213H44L45 211H47V206H48V204L50 203V201L52 202H55V204H54V206H53V208L54 207H56V205H57V208H58V205L60 204V202H61V197L62 196H60V193L62 192L63 194L66 192L65 190H67L68 189V191L67 192H73V189H74V183H72V180L70 181L69 180V177L70 176H74V177H77L78 176V174L80 173L79 172V169L82 167V169L83 168H86V169H88L86 166H89V169L90 170H92L93 168L92 167H96V168H99L100 169V172H101V170L103 171V173L104 174H102L103 175V179H105V180H108V181H110L111 182V186H112V189H114L113 190V193H114V195H113V197L114 198H116V190H119V188H120V182H121V180H123L124 178H125V181H124V183L126 182V185H127V188H129V187H134L135 186V184H134V182L132 183L131 181H130V175H131V173H132V168H133V166L131 167H128L127 168V166H126V162H127V158L126 157H128L127 155H128V153H129V151H131L132 150V145H131V150L129 149V151H127L128 153L127 154H122V153H117V155L115 156V158H108L107 160H106V156H105V161H103V159L102 160H100L99 158H98V155L100 154H102V152L105 150L106 151V149H105V146H104V144H103V142H104V139H103V141H101L100 139L98 140V137L100 136H98L96 139L97 140H95L94 142L92 141H89L90 142V144L87 146V151L85 152V151H83L84 152V154H81V156L80 157H78L77 156V154L76 153H78V152H80L79 150H80V147H78L79 146V144H80V141H81V136H82V134H83V129L84 128H82V127H85V125L86 124H84V126H83V124H82V119L80 120V119H78V120H73V122H70V123H72V124H70L71 126H72V129H71V131H70V129H69V131H70V134L68 135V134H65V130L64 131H62V129H54L53 128V125L51 126L52 127V129L50 130V135H51V139L50 138H48V140L50 139L51 141L53 140V142L54 143H56V144H61V146H62V148H61V150H62V152H63V154L65 155L66 154V156H64V155H62V156H64V157H66V161H65V163H63L62 161H61V163H59L58 165H59V167H58V169L60 168V170H62V172H55L54 171V169L53 168H55V166H57V165H53V168H51L50 166H48V165H46L47 164V159L45 158L46 156H49V153L51 152H49V149L47 148H45L46 149V151L45 150H42L41 148H39L38 147V144L36 145V144H34L35 142L34 141H32V139L34 138V136L36 135V134H39L38 132H37V129H39V128H41V127H43L44 126V128H45V126L47 125V124H44V123H47L48 122V120L51 118V116H49L48 115V113L49 112H47V111H45L44 113L45 114H43V115H39L38 114V117H37V120H36V123H37V126L36 127H34V121H35V119H36V115H34L35 113H33L31 110L33 109V108H37V109H40V108H47V106H48V103H49V101L53 98V97H56V96H60L61 95V93H60V91H57V89H56V91L55 92H53V94H51V98H49L48 100H45L46 101V103H44V104H41V103H39V102H36V100L40 97V95H38V94H36L35 93V91L34 90H32V88H30ZM104 89V88H103ZM107 89V88H106ZM166 89V88H165ZM198 89V88H197ZM9 90V92H13V91H10ZM39 90V89H38ZM87 90V89H86ZM85 90V91H86ZM91 90V89H90ZM100 90V89H99ZM171 90V89H170ZM21 91V90H20ZM72 91H74V90H72ZM139 91H142V93H139ZM19 92V91H18ZM62 92V91H61ZM102 91L100 90V93H101ZM1 93V92H0ZM3 93H6V92H3ZM20 93V92H19ZM66 93V92H65ZM105 93V92H104ZM116 93V92H115ZM152 94V97L151 98H147V97H150V95L149 94ZM181 93V92H180ZM12 94H15V93H12ZM12 94H9V95H11L12 96ZM102 94V93H101ZM114 94V93H113ZM1 95H3V94H1ZM9 95H5V96H7V98L9 97ZM107 95V94H106ZM110 95V94H109ZM117 95V94H116ZM227 95V94H226ZM233 95V94H232ZM243 95V94H242ZM241 95V96H242ZM4 96V95H3ZM42 96V95H41ZM68 95H66V97H67ZM71 96V95H70ZM118 96V97H119ZM125 96V95H124ZM43 97V96H42ZM116 97V96H115ZM117 97V98H118ZM238 97V96H237ZM69 98V97H68ZM71 98V97H70ZM106 98V97H105ZM229 98V97H228ZM240 98V97H239ZM14 99V100H15ZM47 99V98H46ZM67 99V98H66ZM223 100V99H222ZM252 100V99H251ZM117 101V100H116ZM119 102H120V100H119ZM165 102V101H164ZM26 103H28V105H29V109L26 107V106H24ZM68 103V102H67ZM162 103V102H161ZM177 103V102H176ZM191 103V102H190ZM174 104V103H173ZM178 104V103H177ZM192 104V103H191ZM249 104V103H248ZM64 105V104H63ZM193 105V104H192ZM59 106H60V104H59ZM62 106V105H61ZM67 106V105H66ZM69 106V105H68ZM196 106V105H195ZM246 106V105H245ZM254 106V105H253ZM256 106V105H255ZM50 107H51V105H50ZM123 107V106H122ZM127 107V106H126ZM166 107V106H165ZM173 107V106H172ZM192 107H194V106H192ZM191 107V108H192ZM56 108V107H55ZM67 108V107H66ZM181 108V107H180ZM258 108V107H257ZM260 108V107H259ZM48 109V108H47ZM46 109V110H47ZM119 109V108H118ZM198 109V108H197ZM201 109V108H200ZM261 109V108H260ZM43 110V109H42ZM49 110H51V109H49ZM52 110H53V108H52ZM59 110V109H58ZM121 110H123V108L122 109H120L119 111L121 112ZM165 110V111H164ZM264 110V109H263ZM261 111L260 113H259V115H260V120L258 121L257 119H258V117H257V124H260L259 126H257V124L255 123V126L254 127H256V130L258 129V131H257V133L254 131L253 133H255L254 135L253 134H251V135H253L252 137H250V138H248L247 139V141L248 142H246L247 144L246 145H248V147L245 149V147H244V151H242V149L240 150V152H241V158H240V161L237 163L238 164V167H237V169H236V180H233V181H228L226 184L227 185H230L231 187H235L236 185H240L241 186V184H242V182H241V180H243V184L242 185H244V183L246 184V185H248V190L245 192V195H244V198H243V200H242V202H240V203H235V204H229L228 202L227 203H225V205L223 204V206L222 207H219V210L223 213V216H221V217H218V218H212V219H201V220H196V219H194V218H192V219H188V221L186 220L185 222H182V223H180L179 224V226H177V229H176V231H174L173 229V231H174V234L172 233V234H170L171 232H169L168 234V236H167V239H169V236L170 235H173V236H178L179 238H181L180 239V241L179 242H181V241H183L186 245H187V247H188V249H190V253H188V254H190V255H188V258H186L185 259V263H182L181 262V257H185V256H187V255H178V257H177V253H175V251L174 252H172V255H170L169 256V258H176V260L174 259V260H171L172 261V263L171 264H221V263H223V264H230V260H228V256L230 255V256H232V255H240V257H239V264H247V262L248 261H250V260H256L257 261V264H264V235H262L263 233V230L261 231V227L263 228V224H264V166L262 165L261 166V164H260V168H261V170L263 171V172H259V171H257L256 173L254 172V173H252L251 175H252V177L250 176V165H251V167H252V162H251V160H253L255 157H257V156H254V152L253 151H256L257 149H261V147H264L263 145H264V111ZM56 111H57V109H56ZM116 111H118L117 109H116ZM118 111V112H119ZM124 111V110H123ZM163 111V112H162ZM181 111V110H180ZM179 111V112H180ZM260 111V110H259ZM46 112H47V114H46ZM81 112V111H80ZM80 112H78L77 114L75 113V115H80ZM111 112V111H110ZM160 112H162V114L160 113ZM178 112V113H179ZM187 112V111H186ZM202 112V111H201ZM235 112V111H234ZM42 113V112H41ZM114 113V112H113ZM122 113V112H121ZM159 113V114H158ZM177 113V114H178ZM195 113V112H194ZM171 114V113H170ZM175 114H176V112H175ZM175 114H172V115H175ZM65 115V114H64ZM114 115V114H113ZM191 115V114H190ZM225 115V114H224ZM255 115V114H254ZM253 115V116H254ZM62 116V115H61ZM70 116V115H69ZM68 116V117H69ZM73 116V115H72ZM72 116H70V117H72ZM170 116V115H169ZM185 116H186V114H185ZM189 116V115H188ZM195 116V115H194ZM68 117H67V119H68ZM82 117V116H81ZM118 117V116H117ZM56 118V117H55ZM79 118V117H78ZM99 118V117H98ZM108 118V117H107ZM119 118V117H118ZM156 118V117H155ZM187 118V117H186ZM57 119H59V118H57ZM70 119V118H69ZM73 119H74V117H73ZM76 119V118H75ZM101 119V118H100ZM105 119V118H104ZM121 119V118H120ZM123 119V118H122ZM125 119V118H124ZM123 119V120H124ZM160 119V118H159ZM51 120V119H50ZM49 120V121H50ZM64 120H65V118H64ZM63 120V121H64ZM101 120H103V119H101ZM157 120V119H156ZM169 120V119H168ZM180 120V119H179ZM186 120V119H185ZM209 120V119H208ZM56 121V120H55ZM67 121V120H66ZM70 121V120H69ZM68 121V122H69ZM105 121V120H104ZM115 121V120H114ZM113 121V122H114ZM226 121V120H225ZM230 121V120H229ZM254 121V120H253ZM57 122V121H56ZM166 122V121H165ZM180 122V121H179ZM190 122V121H189ZM191 122H192V120H191ZM194 122V121H193ZM200 122H202V121H200ZM209 122H211V121H209ZM208 122V123H209ZM251 122V121H250ZM258 122H260V123H258ZM99 123H100V121H99ZM102 123H103V121H102ZM161 123V122H160ZM230 123V122H229ZM58 124H59V122H58ZM113 124V123H112ZM112 124H109V125H111V126H113ZM159 124V123H158ZM174 125H175V123H173ZM180 124H182V123H180ZM189 124V123H188ZM188 124H186V125H188ZM191 124V123H190ZM253 124V123H252ZM65 125V124H64ZM63 125V126H64ZM68 125V124H67ZM69 125V126H70ZM121 125V124H120ZM185 125V126H186ZM235 125V124H234ZM242 125V124H241ZM58 126V125H57ZM105 127L107 126V124H106V121H105V125H104ZM111 126H109L108 128H110ZM116 126V125H115ZM117 126H118V124H117ZM136 126H138L139 127V129H138V131H134L133 129H135V127ZM165 126V125H164ZM173 126V125H172ZM176 126V125H175ZM205 126V125H204ZM252 126V125H251ZM46 127H48V125L46 126ZM61 127V126H60ZM97 127H98V125H97ZM99 127H101L100 125H99ZM114 127V126H113ZM112 127V128H113ZM159 127V126H158ZM178 127V126H177ZM181 127V126H180ZM184 127V126H183ZM225 127V126H224ZM101 128H103V127H101ZM108 128H106L107 130H108ZM137 128V127H136ZM151 128V127H150ZM246 128V127H245ZM67 129V128H66ZM85 129H86V127H85ZM98 129V128H97ZM96 129V130H97ZM106 129H104V131L106 130ZM179 129V128H178ZM211 129V128H210ZM43 130V129H42ZM88 128H87V132L86 133H88ZM136 130V129H135ZM149 130V129H148ZM69 131H68V133H69ZM90 131V130H89ZM98 131V130H97ZM102 131H103V129H102ZM111 131V130H110ZM118 131V132H119ZM151 131V130H150ZM180 131V130H179ZM187 131V130H186ZM191 131V130H190ZM236 131V130H235ZM239 131V130H238ZM241 131V130H240ZM253 131V130H252ZM113 132V131H112ZM147 132V133H146ZM158 132V131H157ZM217 132H219V130H217ZM237 132V131H236ZM45 133V132H44ZM47 133V132H46ZM49 133V132H48ZM47 133V134H48ZM85 133V132H84ZM106 133H108L107 131H106ZM105 133V134H106ZM156 133V132H155ZM155 133H152L151 132V134H155ZM212 133H213V131H212ZM247 133V132H246ZM97 134H98V132H97ZM99 134H101L100 132H99ZM103 135H105L104 133H102ZM102 134H101V136H102ZM110 134H112V133H109V135ZM148 134H150V132L148 133ZM168 134V133H167ZM174 134V133H173ZM180 134V133H179ZM40 135H43V133H40ZM50 135H49V137H50ZM84 135V134H83ZM86 135V134H85ZM108 135V134H107ZM108 135V136H109ZM119 135V134H118ZM135 135V136H134ZM186 135V134H185ZM204 135V134H203ZM246 135V134H245ZM250 135V136H251ZM38 136V135H37ZM106 136V135H105ZM104 136V137H105ZM150 135H148L147 137H149ZM160 136V135H159ZM169 136V135H168ZM168 136H166V137H168ZM86 137H88V135L86 136ZM94 137V136H93ZM117 137V136H116ZM134 137V138H133ZM151 137V136H150ZM162 137V136H161ZM247 137V136H246ZM103 138V137H102ZM106 138V137H105ZM114 138V137H113ZM119 138V137H118ZM117 138V140H119ZM94 139V138H93ZM106 139H108V138H106ZM105 139V140H106ZM111 138H110V136H109V140H110ZM153 139V138H152ZM157 139V138H156ZM234 139V138H233ZM108 140V141H109ZM140 140V139H139ZM186 140V139H185ZM50 141V142H51ZM84 141V140H83ZM82 141V142H83ZM116 141V140H115ZM123 141V142H124ZM144 141V140H143ZM155 141V140H154ZM157 141H159L160 142V140H157ZM163 141V140H162ZM213 141H215V140H213ZM238 141V140H237ZM49 142V141H48ZM81 142V143H82ZM134 141H132L131 143H133ZM140 142V141H139ZM145 142V141H144ZM175 142V141H174ZM187 142V141H186ZM212 142V141H211ZM217 142H218V140H217ZM84 143V142H83ZM130 143V144H131ZM169 143V142H168ZM178 143V142H177ZM184 143V142H183ZM51 144H53L52 142H51ZM56 144H53V145H55L56 146ZM134 144V143H133ZM145 144H147V143H145ZM151 144V143H150ZM150 144L148 145L149 147H150ZM163 144H164V142H163ZM198 144V143H197ZM243 144V143H242ZM52 145V146H53ZM85 145H87V144H85ZM107 145V144H106ZM113 145V144H112ZM125 145V144H124ZM141 145L143 146V150L145 149V147L147 146V145H143V142L141 143ZM141 145H139V146H141ZM157 145V144H156ZM160 145V144H159ZM214 145H216V144H214ZM213 145V146H214ZM47 146H49V144L47 145ZM51 146V145H50ZM54 146V147H55ZM111 146V145H110ZM115 146V145H114ZM119 146V145H118ZM128 146V145H127ZM130 146V145H129ZM141 146V147H142ZM147 146V147H148ZM177 146V145H176ZM217 146V145H216ZM230 146V145H229ZM242 146V145H241ZM40 147H42V146H40ZM54 147H52V148H54ZM85 147V146H84ZM107 147H109V146H107ZM134 147V146H133ZM141 147H140V149H141ZM146 147V148H147ZM153 147H155V146H153ZM158 147V146H157ZM243 147V146H242ZM125 148V147H124ZM129 148V147H128ZM207 148V147H206ZM212 148V147H211ZM216 147L214 146V149H215ZM219 147H217V149H218ZM226 148V147H225ZM55 149V148H54ZM74 149H76V150H74ZM121 149V148H120ZM159 149H160V147H159ZM175 149V148H174ZM190 149V148H189ZM204 149V148H203ZM216 149V150H217ZM221 149V148H220ZM51 150V149H50ZM53 150V149H52ZM89 150V151H88ZM126 150L127 149H125V151L124 152H126ZM142 150V149H141ZM162 150V149H161ZM182 150V149H181ZM201 150V149H200ZM227 150V149H226ZM56 151V150H55ZM74 151V152H73ZM78 151V152H77ZM111 150L109 149V152H110ZM119 151V150H118ZM133 151V150H132ZM138 151H140V150H138ZM150 151V150H149ZM157 151H158V149H157ZM169 151V150H168ZM195 151V150H194ZM204 151H206V150H204ZM207 151L209 152L208 154H211V153H213V151H211V153H210V147H209V149H207ZM215 151V150H214ZM220 151V150H219ZM235 151V150H234ZM233 151V152H234ZM237 151V150H236ZM261 151V150H260ZM49 152V153H48ZM53 152V151H52ZM59 152V151H58ZM108 152V151H107ZM112 152V151H111ZM116 152V151H115ZM115 152H112V153H115ZM148 152V151H147ZM159 152V151H158ZM223 152V151H222ZM231 152H232V150H231ZM47 153H48V155H47ZM111 153V154H112ZM132 154H133V152H131ZM136 153H137V151H136ZM154 153V152H153ZM218 153V152H217ZM216 153V154H217ZM110 154V153H109ZM110 154V155H111ZM130 154V153H129ZM131 154V155H132ZM140 154V153H139ZM138 154V155H139ZM144 154V153H143ZM197 154V153H196ZM206 153H204L203 155H201V156H204ZM236 154V153H235ZM87 155H89V156H87ZM95 156L96 155V157H91V156ZM131 155H129V156H131ZM150 155V154H149ZM155 155V154H154ZM192 155V154H191ZM194 155V154H193ZM256 155V154H255ZM51 156V155H50ZM54 156V155H53ZM60 156V155H59ZM58 156V157H59ZM108 156V155H107ZM133 156H135V155H133ZM132 156V157H133ZM145 156V155H144ZM143 156V157H144ZM147 156V155H146ZM153 156V155H152ZM151 156V157H152ZM200 156V157H201ZM214 157V155H205V157L206 158H208V157ZM235 156V155H234ZM89 157V158H88ZM103 157V156H102ZM141 157V156H140ZM157 157V156H156ZM209 157V158H210ZM254 157V158H253ZM92 158V159H91ZM135 158V157H134ZM193 158V157H192ZM204 158V157H203ZM214 158H216V157H214ZM220 158V157H219ZM238 158V157H237ZM238 158V159H239ZM253 158V159H252ZM48 159H50V158H48ZM133 159V158H132ZM200 159V158H199ZM211 159V158H210ZM209 159V160H210ZM256 159V158H255ZM131 160V159H130ZM203 160V159H202ZM212 160V159H211ZM78 161V162H77ZM140 161V160H139ZM196 161V160H195ZM204 161V160H203ZM205 161H206V159H205ZM215 161V160H214ZM53 162V161H52ZM60 162V161H59ZM75 162H77V163H75ZM134 162H135V160H134ZM142 162V161H141ZM144 162V161H143ZM146 162V161H145ZM148 162V161H147ZM167 162V161H166ZM213 162V161H212ZM219 162V161H218ZM252 163V164H250V163ZM137 163V162H136ZM151 163V162H150ZM149 163V164H150ZM156 163V162H155ZM161 163V162H160ZM204 163V162H203ZM225 163V162H224ZM260 163H261V161H260ZM263 163V162H262ZM63 164H64V166H63ZM99 164V165H98ZM129 164V163H128ZM191 164V163H190ZM204 164H206V163H204ZM204 164H202V165H200V166H198L199 165V163H198V167H200L201 169H202V167H206V165H204ZM209 164V163H208ZM213 164V163H212ZM259 164V163H258ZM131 165H132V163H131ZM135 165V164H134ZM192 165V164H191ZM219 165V164H218ZM222 165V164H221ZM227 166L226 167H228V164H226ZM254 165V164H253ZM91 166V167H90ZM157 166V165H156ZM202 166V167H201ZM209 166V165H208ZM232 166H233V164H232ZM231 165H230V167H228V168H230V169H228V173L230 174L229 176H232L233 175V169H234V166H233V168H231L232 167ZM146 167H147V165H146ZM145 167V168H146ZM168 167V166H167ZM166 167V168H167ZM179 167V166H178ZM236 167V166H235ZM135 168V167H134ZM140 168V167H139ZM142 168V167H141ZM192 168V167H191ZM190 168V169H191ZM195 168H196V166H195ZM199 168V169H200ZM51 169H53V171L51 170ZM57 169V168H56ZM138 169V168H137ZM149 169V168H148ZM200 169V170H201ZM205 169V168H204ZM227 169V168H226ZM234 169V170H235ZM81 170V169H80ZM134 170V169H133ZM146 170V169H145ZM144 170V171H145ZM161 170V169H160ZM167 170V169H166ZM203 170V169H202ZM252 170H253V168H252ZM56 171H58V170H56ZM163 171V170H162ZM181 171H183V170H181ZM212 171V170H211ZM84 172H87V171H85V169H84V171H82V174L84 173ZM100 172H98V173H100ZM140 172V171H139ZM168 172V171H167ZM224 172H225V170H224ZM89 173V172H88ZM93 173V172H92ZM152 173V172H151ZM162 173V172H161ZM185 173V172H184ZM217 173V172H216ZM226 173H227V170H226ZM225 173V174H226ZM90 174H91V172H90ZM179 174V173H178ZM177 174V175H178ZM87 175H89V174H87ZM154 175V174H153ZM156 175V174H155ZM167 175V174H166ZM212 175H213V173H212ZM217 175V174H216ZM215 175V176H216ZM222 175H224V173L222 174ZM228 175V174H227ZM95 176V175H94ZM201 176V175H200ZM215 176L212 178H210V179H212V183H213V181H215L216 182V180H214L215 179ZM219 176H220V174H219ZM226 176V175H225ZM225 176H223V177H225ZM64 177V178H63ZM81 177V176H80ZM163 177V176H162ZM207 177V176H206ZM218 177V176H217ZM217 177H216V179H217ZM222 177V176H221ZM223 177H222V181H223ZM227 177V176H226ZM57 178H63V179H67L68 181H70L71 183H69V185L67 186L68 188H66V187H63V185L64 184H67V183H65V181H67L66 179H65V181L63 180V181H60L59 183L58 182H56L55 183V181H56V179ZM71 178V177H70ZM85 178V177H84ZM97 178V177H96ZM140 178V177H139ZM196 178V177H195ZM102 179V180H103ZM191 179V178H190ZM82 180H84V179H82ZM81 180V181H82ZM91 180V179H90ZM93 180V179H92ZM138 180V179H137ZM143 180V179H142ZM154 180V179H153ZM187 180V179H186ZM199 180V179H198ZM209 180V179H208ZM104 181V180H103ZM221 181V182H222ZM74 182V181H73ZM78 182H80L79 180H78ZM87 182V181H86ZM86 182H84L83 181V183L85 184ZM89 182V181H88ZM148 182V181H147ZM161 182V181H160ZM177 182V181H176ZM253 182H254V184H253ZM122 183V182H121ZM170 183V182H169ZM168 183V184H169ZM194 183V182H193ZM210 184V186L208 187L209 189L208 190H212V189H215V186L213 185V184ZM88 184V183H87ZM91 184V183H90ZM103 184H104V182H103ZM150 184V183H149ZM161 184H163V183H161ZM78 185V184H77ZM81 185H82V183H81ZM86 185V184H85ZM132 185V186H131ZM164 185V184H163ZM65 186V185H64ZM92 186V185H91ZM99 186V185H98ZM138 186V185H137ZM153 186V185H152ZM176 186V185H175ZM193 186V185H192ZM224 186H225V183H224ZM223 186V187H224ZM229 186V187H230ZM245 186V185H244ZM243 186V187H244ZM82 187V186H81ZM85 187H87V186H85ZM104 187V186H103ZM124 187H125V184H124ZM207 187V186H206ZM205 187V188H206ZM226 187V186H225ZM230 187V188H231ZM99 188V187H98ZM101 188V187H100ZM99 188V189H100ZM109 188V187H108ZM143 188V187H142ZM162 188V187H161ZM218 188L220 189V187L218 186ZM229 188V189H230ZM85 189V188H84ZM102 189V188H101ZM111 189V188H110ZM138 189V188H137ZM218 189V190H219ZM78 190V189H77ZM76 190V191H77ZM88 190V189H87ZM90 190V189H89ZM88 190V191H89ZM128 189H126V191H127ZM158 190V189H157ZM172 190V189H171ZM184 190V189H183ZM217 190V191H218ZM81 191V190H80ZM84 191V190H83ZM112 191V190H111ZM154 191V190H153ZM188 191V190H187ZM205 191H206V189H205ZM243 191V190H242ZM108 192H109V190H108ZM130 192V191H129ZM140 192V191H139ZM181 192V191H180ZM198 192V191H197ZM209 192V191H208ZM89 193V192H88ZM138 193V192H137ZM143 193V192H142ZM87 194V193H86ZM85 194V195H86ZM102 194V193H101ZM121 194V193H120ZM215 194V193H214ZM217 194V193H216ZM62 195V194H61ZM65 195V194H64ZM63 195V196H64ZM67 195V194H66ZM76 195V194H75ZM91 195H93V194H91ZM95 195H96V193H95ZM98 195V194H97ZM100 195V194H99ZM109 195V194H108ZM140 195V194H139ZM145 195H147V194H145ZM174 195V194H173ZM218 195V194H217ZM70 196V195H69ZM106 196V195H105ZM112 196V195H111ZM124 196H125V194H124ZM132 196L134 197L135 195H133V193H132ZM131 195L129 196L128 195V197L127 198H131L132 197ZM73 197H75V196H72V198H70L69 199V202H71L72 200H73ZM79 197V196H78ZM83 197V196H82ZM87 195H86V199H87ZM103 196H101V199H103L102 198ZM141 197V196H140ZM80 198V197H79ZM85 198V197H84ZM84 198H82V199H84ZM93 199H94V196L92 197ZM108 198V197H107ZM111 198V197H110ZM135 198V197H134ZM142 198V197H141ZM144 198V197H143ZM172 198V197H171ZM195 198V197H194ZM53 199V200H52ZM78 198H75V200H74V202L77 200ZM86 199L84 200V202H83V200H82V202L84 203V206H85V201H86ZM89 199V198H88ZM98 199V198H97ZM101 199H99L100 201H101ZM105 199V198H104ZM113 199V198H112ZM128 199V200H129ZM193 199V198H192ZM55 200V201H54ZM63 200H65V199H63ZM81 200V199H80ZM91 199H89V201H90ZM106 200V199H105ZM127 200V199H126ZM133 200V199H132ZM138 200V199H137ZM153 200H154V198H153ZM178 200H180V199H178ZM79 201V200H78ZM78 201H76V202H78ZM89 201L87 202V203H89ZM113 201H114V199H113ZM121 201V200H120ZM145 201H148L147 199L145 200ZM182 201V200H181ZM52 202V203H53ZM93 202V201H92ZM94 202H97L96 200H94ZM103 202V201H102ZM115 202V201H114ZM114 202H112V203H114ZM178 203H176L177 205L179 204V201H177ZM184 202V201H183ZM202 202V201H201ZM81 203V202H80ZM106 203V202H105ZM159 203V202H158ZM169 202L167 201V204H168ZM171 203V202H170ZM192 203V202H191ZM93 204V203H92ZM101 204V203H100ZM103 204V203H102ZM182 204V203H181ZM76 205V204H75ZM81 205V204H80ZM104 205V204H103ZM106 205H108V203H106ZM122 205V204H121ZM198 205V204H197ZM201 205V204H200ZM26 206V205H25ZM51 206V205H50ZM83 205H81L80 207H82ZM110 206V205H109ZM112 206V205H111ZM143 204H142V206H141V209L143 210ZM147 206V205H146ZM161 206V205H160ZM173 206V205H172ZM113 207V206H112ZM134 207V206H133ZM140 207V206H139ZM138 207V208H139ZM152 207V206H151ZM174 207H175V205H174ZM199 207V206H198ZM48 208H49V206H48ZM52 208V209H53ZM61 208V207H60ZM67 208H69L68 206H67ZM77 208H79V207H77ZM93 208V207H92ZM137 208V207H136ZM149 208V207H148ZM182 208V207H181ZM190 208V207H189ZM188 208V209H189ZM117 209V208H116ZM135 209V208H134ZM156 209V208H155ZM163 209V208H162ZM161 209V210H162ZM171 209V208H170ZM173 209V208H172ZM175 209H177V208H175ZM19 210V211H18ZM58 211H59V209H57ZM71 210V209H70ZM84 210V209H83ZM139 211H140V209H138ZM137 210V211H138ZM146 210V209H145ZM144 210V211H145ZM160 210V211H161ZM190 210V209H189ZM54 211V210H53ZM53 211H51V212H53ZM105 211V210H104ZM103 211V212H104ZM126 211V210H125ZM136 210H135V212H137ZM147 211V210H146ZM150 210H148V212H149ZM26 212V211H25ZM77 212V211H76ZM75 212V213H76ZM109 212V211H108ZM148 212L146 213V216H148L147 214H148ZM152 212V211H151ZM47 213V212H46ZM49 213V212H48ZM105 213V212H104ZM142 213H144V212H138V221H137V223L141 220V218H140V216L142 215ZM169 213V212H168ZM176 213V212H175ZM186 214H187V211L185 212ZM184 213V214H185ZM23 214V213H22ZM54 214V213H53ZM137 214V213H136ZM136 214H135V216H136ZM141 214V215H140ZM171 214H172V212H171ZM177 214V213H176ZM190 214V213H189ZM58 215V214H57ZM71 215V214H70ZM179 215V214H178ZM143 216H144V214H143ZM143 216H141V217H143ZM150 216V215H149ZM171 216V215H170ZM169 216V217H170ZM181 216V215H180ZM70 217V216H69ZM156 217V216H155ZM172 217V216H171ZM170 217V218H171ZM184 217H185V215H184ZM36 218V217H35ZM35 218H34V220H35ZM40 218H42V216L40 217ZM48 218V217H47ZM129 218V217H128ZM136 219H137V217H135ZM134 218V219H135ZM144 218V217H143ZM143 218H142V221H143ZM151 218V217H150ZM169 218V219H170ZM178 218V217H177ZM25 219V218H24ZM113 219V218H112ZM135 219V220H136ZM155 219V218H154ZM164 219V218H163ZM168 219V220H169ZM20 220V219H19ZM69 220V219H68ZM132 220V219H131ZM145 220H146V218H145ZM149 220V219H148ZM157 220V219H156ZM160 220V219H159ZM162 220V219H161ZM167 220V219H166ZM176 220V219H175ZM27 221V220H26ZM72 221V220H71ZM83 221V220H82ZM91 221V220H90ZM132 221H134V220H132ZM163 221V220H162ZM16 222H19V221H17L16 220ZM15 222V223H16ZM22 222V221H21ZM25 221H23V223H24ZM28 222V221H27ZM27 222L25 223V224H27ZM32 222V221H31ZM34 223H33V231L36 233V234H38V236H44L45 238V242L43 241L42 243H40V245L41 244H44V246L46 245V247H47V251H50L51 249H54V247L56 246H54L53 245V242H54V240L55 239H57L59 236H56V234H54V231L53 232H51L50 230H49V228H48V226H46V225H44V224H42V222H41V219H39V218H37L35 221H33ZM102 222V221H101ZM104 222V221H103ZM103 222H102V224H103ZM134 222H136V221H134ZM164 222H166V221H164ZM163 222V223H164ZM22 223V224H23ZM66 223V222H65ZM94 223H96V222H94ZM105 223H107V221L105 222ZM142 223V222H141ZM144 223V222H143ZM152 223V222H151ZM13 224V225H12ZM18 224V223H17ZM16 224V228H17V225ZM30 224V223H29ZM61 224V223H60ZM72 224V223H71ZM79 224V223H78ZM83 224V223H82ZM90 224V223H89ZM98 224H100V223H98ZM97 224V225H98ZM111 224V223H110ZM109 224V225H110ZM159 224H161V223H159ZM63 225H64V223H63ZM67 225V224H66ZM73 225V224H72ZM80 225H81V223H80ZM79 225V226H80ZM91 225V224H90ZM107 225L108 224H106V225H103L104 226V228L106 229V227H107ZM140 225L142 226V224H140V222H139V227H140ZM144 225V224H143ZM178 225V224H177ZM26 226V225H25ZM35 226V227H34ZM76 226V225H75ZM132 227H131V232L132 231H136V229L138 228V224H136L135 225V223H134V227H133V225H131ZM219 226H221L222 227V229H220L219 228ZM227 226H229L228 228H226V229H224V227H227ZM21 227V226H20ZM30 227V226H29ZM61 227V226H60ZM70 227V226H69ZM91 227V226H90ZM89 227V228H90ZM97 227V226H96ZM149 227V226H148ZM12 228V227H11ZM11 228H9V229H11ZM14 228V227H13ZM64 229H65V227H63ZM77 228V227H76ZM76 228H75V230H76ZM88 228V229H89ZM93 228V227H92ZM97 228H99V227H97ZM96 228V229H97ZM102 228V227H101ZM110 228V227H109ZM109 228H107V230L109 229ZM112 228V227H111ZM174 228V227H173ZM259 228H260V236L262 235L263 237H260V238H257L258 240L260 239V241H257V242H259V244L257 245V247H256V249H253L254 247L252 246V242L253 241H255V239H254V237L256 238V236H255V233L257 232V230H259ZM8 229V230H9ZM17 229H19V227L17 228ZM22 229H25V228H21V231H23ZM114 229V228H113ZM140 229H141V231L143 230V227H140ZM160 229V228H159ZM166 229H167V227H166ZM12 230V229H11ZM14 231H15V233H10L9 235H11V242L13 243V242H15V241H17L18 239H17V236L19 235L18 234V230H16V229H13ZM68 230V229H67ZM69 230H70V228H69ZM73 230H74V228H73ZM94 230V229H93ZM104 230V229H103ZM111 230V229H110ZM21 231L19 230V232H20V234H21ZM64 231V230H63ZM77 231V230H76ZM83 231V230H82ZM89 231V230H88ZM96 231H100V233H101V231H102V229L101 230H96ZM106 231V230H105ZM137 231L139 232V229H137ZM141 231L139 232V234L141 233ZM168 231V230H167ZM9 232H10V230H9ZM13 232V231H12ZM70 232V231H69ZM85 232V231H84ZM93 232V231H92ZM107 232V231H106ZM138 232H136V233H138ZM23 233V232H22ZM34 233V234H35ZM74 233V232H73ZM77 232H75V234H76ZM97 233V232H96ZM103 233V232H102ZM127 233V232H126ZM133 233V235H134V232H132ZM143 233V232H142ZM163 233V232H162ZM259 233V232H258ZM26 234V233H25ZM32 234V233H31ZM30 234V236L29 237H31L32 235ZM85 233H83V235H84ZM95 234V233H94ZM104 234V233H103ZM103 234H102V236H103ZM115 234H116V231H115ZM114 234V235H115ZM120 234V233H119ZM157 234V233H156ZM77 235V234H76ZM89 235V234H88ZM101 235V234H100ZM105 235V234H104ZM113 234H110V232H109V235L108 236H112ZM130 235H131V233H130ZM159 235V234H158ZM24 236V235H23ZM23 236L21 237V238H23ZM87 236V235H86ZM96 236L98 237V235L96 234ZM102 236H100V238L102 237ZM105 236H106V238H105ZM105 236H103L105 239H107V235H105ZM129 236V235H128ZM139 236V235H138ZM154 236V235H153ZM156 237H157V235H155ZM166 236V235H165ZM27 237V236H26ZM28 237V238H29ZM33 237V236H32ZM80 237V236H79ZM84 237V236H83ZM97 237H95V238H97ZM125 237V236H124ZM150 237V236H149ZM149 237H147V238H149ZM171 237V236H170ZM258 237V236H257ZM19 238V237H18ZM60 238V237H59ZM64 238V237H63ZM67 238H69V237H67ZM85 238V237H84ZM99 238V237H98ZM100 238H99V240H100ZM161 238H165L166 239V237H161ZM174 238V237H173ZM177 238V237H176ZM262 238V239H261ZM39 239V238H38ZM110 239H112V238H110ZM116 239V238H115ZM150 239V238H149ZM153 239V238H152ZM175 239V238H174ZM256 239V240H257ZM5 240H7V239H5ZM25 240V239H24ZM58 240V239H57ZM67 239L65 238L64 239V241H66ZM70 239H68L67 241H69ZM71 240H73V239H71ZM101 240H103V239H101ZM100 240V241H101ZM108 240V242H109V239H107ZM107 240H104V241H101L98 245L96 244H93L92 242H91V244H88L86 241H87V239H86V241H84V240H79L80 242V244H81V246H83L82 247V249L84 250V252L82 253V250H81V257L79 256V259L77 260V262L75 263V264H102V261H103V258L104 257H106V256H104L103 254V256L102 255H98V254H100L101 253V251L103 252V249L102 250H100L99 252H98V250L100 249V247H102V246H104L105 244H108V242H107ZM157 240L159 241V238H157ZM176 240V239H175ZM20 241H22V240H20ZM28 241V240H27ZM63 241V242H64ZM74 241V240H73ZM93 241V240H92ZM96 241H98L97 239H96ZM134 241V240H133ZM152 241H154V240H152ZM156 241V240H155ZM25 242V241H24ZM31 242V241H30ZM70 242V241H69ZM68 242V243H69ZM95 242V241H94ZM99 242V241H98ZM112 241H110V243H111ZM115 242H116V240L110 245V247H112L114 244H115ZM141 242V241H140ZM145 242V241H144ZM144 242H142L143 244H144ZM148 242V241H147ZM151 242V241H150ZM149 242V243H150ZM159 242H162L161 240L159 241ZM164 242H166V240H164L163 239V242L162 243H158V244H161V245H163L164 246ZM10 243V242H9ZM21 243V242H20ZM23 243V242H22ZM37 243H39V241H37ZM37 243H35V244H37ZM72 243V242H71ZM74 243V242H73ZM97 243V242H96ZM142 243L141 244H139V239H136L133 243L131 242L129 245L131 246V247H129L130 249L129 250H133V249H136V248H139V247H141V245H142ZM14 244V243H13ZM26 244V243H25ZM28 244H29V242H28ZM28 244H26V245H28ZM146 244V243H145ZM152 244V243H151ZM150 244V245H151ZM158 244H156L155 243V245H156V247L158 246ZM30 245V244H29ZM28 245V246H29ZM33 246H34V244H32ZM109 245V244H108ZM107 245V246H108ZM121 245V244H120ZM147 245V244H146ZM149 244H148V246H150ZM161 245H159V246H161ZM185 245V246H186ZM44 246H42V247H44ZM76 246V245H75ZM74 246V247H75ZM80 246V245H79ZM106 246V245H105ZM106 246V247H107ZM145 246V245H144ZM144 246H143V248H144ZM37 247V246H36ZM57 247V246H56ZM55 247V248H56ZM78 247V246H77ZM109 247V246H108ZM114 247V246H113ZM150 247H152V246H150ZM149 247V248H150ZM155 247V246H154ZM154 247H153V250H152V252L154 251V250H156V248L154 249ZM166 247V246H165ZM181 247V246H180ZM1 248V247H0ZM39 248V247H38ZM104 248V247H103ZM115 248H116V246H115ZM125 249H126V247H124ZM159 248V247H158ZM44 249V248H43ZM57 249V248H56ZM55 249V250H56ZM141 249V248H140ZM164 249V248H163ZM162 249V250H163ZM171 249V248H170ZM176 249H178L177 247H176ZM181 249V248H180ZM0 250H2V249H0ZM128 250V251H129ZM145 250V251H144ZM151 250H149V251H151ZM161 250V251H162ZM166 250H168V249H166ZM165 250V251H166ZM185 250V252H183V253H186L187 251H186V249H184ZM8 251V250H7ZM11 251V250H10ZM54 251V250H53ZM115 253L112 255V254H110V261H111V263H113V264H127V261H128V257L129 256H131L133 253H134V256H135V252L137 251V250H134L135 252H132L131 253V255H129L127 258H126V256L129 254V253H124V250H123V248L122 247H120V248H117L116 250H113ZM148 251V250H147ZM147 251H146V249H143V252H145V253H147ZM158 251H160V250H158ZM2 252V251H1ZM13 252V251H12ZM15 252V251H14ZM73 252V251H72ZM138 252H140V251H138ZM142 252V251H141ZM157 251H155V253H156ZM167 252V251H166ZM188 252H189V250H188ZM67 253V252H66ZM66 253H65V255H66ZM104 253H106V252H104ZM174 253V254H173ZM30 254V253H29ZM59 254V253H58ZM139 254H141V253H139ZM138 253H137V255H139ZM151 254V253H150ZM153 254H154V252H153ZM152 254V256L154 257V255ZM161 254H162V252H161ZM180 254V253H179ZM181 254H182V252H181ZM31 255V254H30ZM34 255V254H33ZM48 253L47 254H43L42 256L43 257H46V258H43L42 256H40L39 255V260H38V263L39 264H50V262H51V260H49L50 259V257H48ZM60 255V254H59ZM70 255H72V254H70ZM69 255V256H70ZM74 255V254H73ZM142 255V254H141ZM140 255V259H137V260H139L138 262L136 261V256L133 258L137 263H139V264H150L151 262L153 263V262H155L154 261V259H153V261H152V259L150 258V255L147 253L145 256H141ZM0 257H2L1 255H0ZM42 257V258H41ZM47 257H48V259H47ZM71 257V256H70ZM74 257H76V256H74ZM152 257V258H153ZM161 257V256H160ZM6 258V257H5ZM32 258V257H31ZM30 258V259H31ZM36 258V257H35ZM37 258H38V256H37ZM132 258V257H131ZM130 258V259H131ZM138 258V257H137ZM157 258H159V257H157ZM235 258V257H234ZM51 259H53V258H51ZM130 259H129V261H130ZM133 259H131L132 260V262L134 261ZM184 259V258H183ZM34 260V259H33ZM32 260V261H33ZM54 260V259H53ZM53 260H52V262H53ZM105 260V259H104ZM158 260H160V259H158ZM166 260V259H165ZM35 261V260H34ZM58 261V260H57ZM60 262L62 261V259L61 260H59ZM108 261V260H107ZM170 261V262H171ZM183 261V260H182ZM230 261V262H229ZM235 261V260H234ZM6 262V261H5ZM31 262V261H30ZM36 262V261H35ZM51 262V263H52ZM136 262H134L135 264H137ZM157 262V261H156ZM156 262H155V264H156ZM160 262H162V261H159V263H157V264H160ZM184 262V261H183ZM221 262V263H220ZM237 262V261H236ZM235 262V263H236ZM254 262V261H253ZM22 263V262H21ZM59 263V262H58ZM65 263V262H64ZM130 263H131V261H130ZM248 263H250V262H248ZM255 263V262H254ZM27 264V263H26ZM32 264V263H31ZM53 264V263H52ZM61 264H63V263H61ZM72 264H74V263H72ZM108 264V263H107ZM161 264H163V263H161ZM167 264V263H166ZM231 264H232V262H231Z\"/></svg>",
  "mask_w": 264,
  "mask_h": 264
}]
</instances>
